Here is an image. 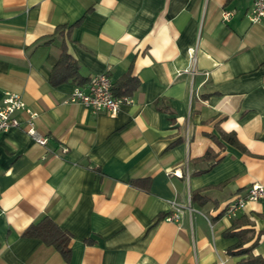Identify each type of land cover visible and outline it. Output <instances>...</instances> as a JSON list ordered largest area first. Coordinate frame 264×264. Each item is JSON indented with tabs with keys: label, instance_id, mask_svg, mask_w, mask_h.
<instances>
[{
	"label": "crops",
	"instance_id": "1",
	"mask_svg": "<svg viewBox=\"0 0 264 264\" xmlns=\"http://www.w3.org/2000/svg\"><path fill=\"white\" fill-rule=\"evenodd\" d=\"M253 1L0 0V103L20 93L49 138L27 134L24 111L0 133V264H238L229 230L264 257V201L223 211L264 184V19L247 18ZM62 25L73 26L61 35ZM63 43L83 78L136 77L120 95L133 101L116 116L63 102L88 82L51 84ZM175 200L192 210L167 221ZM45 216L72 235L69 260L23 236Z\"/></svg>",
	"mask_w": 264,
	"mask_h": 264
},
{
	"label": "built area",
	"instance_id": "2",
	"mask_svg": "<svg viewBox=\"0 0 264 264\" xmlns=\"http://www.w3.org/2000/svg\"><path fill=\"white\" fill-rule=\"evenodd\" d=\"M253 6L246 12L251 23H260L264 19V0L253 1ZM232 11H224V19H229ZM195 49H191V56L195 59ZM113 82L107 73H96L92 75L84 86H77L67 98L65 103H77L94 113L106 112L110 116H116L122 106L133 101L130 96L116 95L113 91ZM24 111L26 117L25 130L27 134L40 144H46L48 137L42 135L35 128V121L38 113L26 106L20 93L5 91L0 103V133L14 127H21L18 112ZM248 201H264V184L254 183L248 188L246 196H237L229 201L224 207V213L230 217L237 216V213L245 208ZM172 209L166 216L167 221H179L184 208L192 210L178 201L171 203ZM1 212V211H0Z\"/></svg>",
	"mask_w": 264,
	"mask_h": 264
},
{
	"label": "trees",
	"instance_id": "3",
	"mask_svg": "<svg viewBox=\"0 0 264 264\" xmlns=\"http://www.w3.org/2000/svg\"><path fill=\"white\" fill-rule=\"evenodd\" d=\"M73 26V25H72ZM72 26H60L58 27V33L63 34L65 29L70 30ZM69 34V33H67ZM57 64L53 67L50 75V82L53 85H59L68 81H76L79 85H82L89 81V78H83L80 75L81 65L78 60H76L69 52L66 45L63 43L61 45V53L58 58ZM138 84V79L131 75V73L126 74L121 81L116 84H113V91L116 95L128 94L136 88ZM227 141L241 146L238 142L235 135L226 137ZM210 150H207L203 158H208L210 156ZM214 162H218L219 157L217 155L212 156ZM227 234H237L239 236V241L235 244L234 247L229 249V252L241 256L238 264H264V257L260 255H255L252 252L251 247H243V244L247 240L245 234L240 232L234 233L230 230L227 231ZM25 237H34L41 239L45 244L52 245L58 249L63 257L66 260L70 259L71 248H70V239L71 236L67 231L63 230L52 218L45 216L39 221L29 225L23 232Z\"/></svg>",
	"mask_w": 264,
	"mask_h": 264
}]
</instances>
